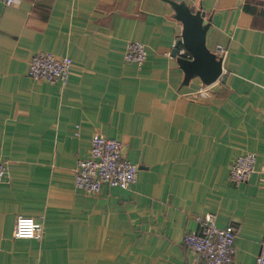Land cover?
<instances>
[{
    "label": "crops",
    "instance_id": "crops-1",
    "mask_svg": "<svg viewBox=\"0 0 264 264\" xmlns=\"http://www.w3.org/2000/svg\"><path fill=\"white\" fill-rule=\"evenodd\" d=\"M228 47L220 76L182 83L171 54L181 23L164 0L0 2V264H202L184 243L195 215L234 227L232 264H253L264 237V0H186ZM144 44L138 65L126 43ZM182 46L181 44L178 45ZM68 55L63 85L28 75L33 51ZM123 142L127 188L73 184L90 139ZM252 152L246 181L231 161ZM18 215L41 237H13Z\"/></svg>",
    "mask_w": 264,
    "mask_h": 264
},
{
    "label": "built area",
    "instance_id": "built-area-1",
    "mask_svg": "<svg viewBox=\"0 0 264 264\" xmlns=\"http://www.w3.org/2000/svg\"><path fill=\"white\" fill-rule=\"evenodd\" d=\"M5 6L17 4L19 0H0ZM178 38V37H177ZM174 39V45L177 41ZM213 52L222 61L227 55L225 44H216ZM176 55L191 58L190 53L179 46ZM146 57V49L140 41L126 43L123 59L140 65ZM68 55H55L51 52L33 51L29 58L28 75L35 81L58 83L66 81L68 68L71 65ZM123 142L103 135H95L89 142V153L77 160L74 167L73 184L89 194H97L103 184L112 187L127 188L136 180V165L125 157ZM255 155L247 152L236 156L230 163L228 178L234 183L246 181L254 169ZM7 164L0 156V181L6 175ZM199 223V233L189 232L184 236V243L190 249L194 259L202 264H232L234 252V227L230 224L220 227L215 223V214L206 212L195 215ZM42 223L33 216L18 215L15 220L13 237L40 238ZM253 264H264V237L261 240L259 253Z\"/></svg>",
    "mask_w": 264,
    "mask_h": 264
},
{
    "label": "water",
    "instance_id": "water-1",
    "mask_svg": "<svg viewBox=\"0 0 264 264\" xmlns=\"http://www.w3.org/2000/svg\"><path fill=\"white\" fill-rule=\"evenodd\" d=\"M171 9V16L181 23L180 36L171 54L183 73L182 83L198 77L201 83L207 85L214 82L221 73L222 59L208 47L207 31L212 24L211 16L206 17L201 7L189 5L186 0H164ZM181 44L191 55V58L176 55Z\"/></svg>",
    "mask_w": 264,
    "mask_h": 264
}]
</instances>
